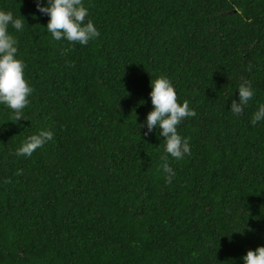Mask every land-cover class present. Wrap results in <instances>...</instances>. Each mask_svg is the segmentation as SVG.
Returning <instances> with one entry per match:
<instances>
[{"label":"trees","instance_id":"16d2710c","mask_svg":"<svg viewBox=\"0 0 264 264\" xmlns=\"http://www.w3.org/2000/svg\"><path fill=\"white\" fill-rule=\"evenodd\" d=\"M83 2L100 36L81 47L36 0H0L24 21L9 31L34 89L24 120L0 105V264H243L264 246V0ZM160 76L196 112L171 183L164 138L139 125ZM42 129L53 141L16 156Z\"/></svg>","mask_w":264,"mask_h":264},{"label":"clouds","instance_id":"9594fccd","mask_svg":"<svg viewBox=\"0 0 264 264\" xmlns=\"http://www.w3.org/2000/svg\"><path fill=\"white\" fill-rule=\"evenodd\" d=\"M37 11L46 15L48 23L46 30L55 41L65 40L69 44L87 46L90 41L97 39L100 33L89 17V10L83 0H36ZM14 29L21 32L24 21L17 18L13 12L0 10V105L12 111L15 121L24 120V110L30 105L33 87L25 79V63L18 58V40L9 31ZM149 97L152 110L146 119L139 123L140 128L146 129L147 136L154 129L159 130V136L164 139V156L161 170L165 173L166 182L171 183L175 172L169 164V157L179 161L190 154V142L178 132V126L186 119L196 116L194 109L187 101L178 102L177 92L172 81L160 76L150 80ZM238 100H233L228 111L234 116L243 114L245 108L256 96L250 82L239 85ZM144 101H141L143 104ZM264 121V104H260L254 112L253 125ZM54 132L42 129L27 137L16 149L15 155L31 157L33 153L53 141ZM243 264H264V246L248 250L242 257Z\"/></svg>","mask_w":264,"mask_h":264}]
</instances>
